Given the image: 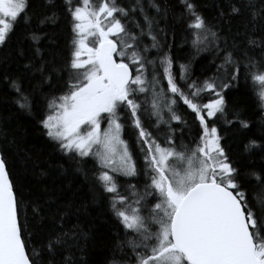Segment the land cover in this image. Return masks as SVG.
I'll use <instances>...</instances> for the list:
<instances>
[{"label":"snow or ice","instance_id":"obj_1","mask_svg":"<svg viewBox=\"0 0 264 264\" xmlns=\"http://www.w3.org/2000/svg\"><path fill=\"white\" fill-rule=\"evenodd\" d=\"M179 3L196 52L214 53L211 77L192 79L191 61L174 69L167 52L159 63L148 58L152 49L167 47V33L161 43L160 20L142 0L128 6L118 0H37L31 12L30 0H0V47L18 26V57H25L20 45L31 41L21 74H10L4 57L0 78L15 93L19 110L33 116V126L51 142L49 155L60 157L53 163L43 148L26 145L27 129L20 123L10 127L11 117H0V264H94L90 209L105 200L115 230L112 256L99 264L133 258L134 264H264V197L257 195L264 193V0H214L212 21L195 0ZM148 7L160 19L169 12L156 0ZM62 18L69 28L66 55L54 34L42 31ZM44 40L50 45L47 55L40 46ZM24 74L30 77L27 93ZM250 81L261 87L260 135L249 137L244 151L259 154V160L241 165L226 151L216 121L251 131L245 111L230 107L228 99ZM180 102L198 121L189 144L177 143L171 124H187L176 111ZM162 125L167 126L163 139ZM126 130L131 144L124 139ZM88 156L99 162V175L91 180L80 167ZM68 169L89 182L87 198L70 185L56 186ZM141 175L142 192L128 185L129 195L120 193L117 176ZM45 179L51 183L39 188L46 194L42 199L32 182Z\"/></svg>","mask_w":264,"mask_h":264},{"label":"trees","instance_id":"obj_2","mask_svg":"<svg viewBox=\"0 0 264 264\" xmlns=\"http://www.w3.org/2000/svg\"><path fill=\"white\" fill-rule=\"evenodd\" d=\"M132 2L133 0H118V3L122 6H128ZM156 2L168 6L169 12L165 19H160V16L156 14L152 8L148 7L149 0H142V3L145 4L149 14L156 15L157 19L160 20L159 28L164 30L158 36V40L161 43H165L164 35L167 33V47H164L161 52H158L156 49H152L148 54V58L155 59L157 63H159V55L163 52H167L174 58V69H178L180 64H188L189 61H191V69L193 72L192 79H196L197 77L200 79L211 77L215 71V67L214 65L209 67V65L212 64L214 53L210 51L196 52L186 28L189 21L187 20L186 15L183 19L181 18L183 9L179 0H156ZM195 2L199 5L201 13L209 21H212V18L216 15L214 0H195ZM36 4L37 0H30V12L35 10ZM233 23L235 24L237 22L234 21ZM20 31H22V27L18 26L16 34L12 36L8 45L0 47V71L3 70V58L7 57L8 72L12 75L21 74L22 64L27 62L26 57L29 55V45L31 41L25 40L24 43L20 45V47L25 49V57H18L16 48ZM42 31L54 34L56 44L61 50V54L66 55L65 49L69 39V28L67 22L62 18L56 25L45 24L42 27ZM144 43L150 45L152 41L150 38L146 37L144 39ZM40 46L44 50V54L47 55V51L50 48L47 40L42 41ZM219 63L220 60H215V64ZM23 80L25 92H30V77L27 74H24ZM164 85L166 87V81H164ZM260 89L261 87L258 83L253 85L250 81L248 86L242 84L238 90H232L228 96L229 106L231 107L233 104L238 105L245 111L247 118L252 121L250 132L237 131V128L233 125H226L220 121H216L217 127L220 129V134L224 137L222 143L225 145L226 151L229 152L234 160L239 161L241 165H246L253 159L257 161L259 160V154L250 156L244 151V145L247 143L249 137H259L260 135V120L258 116L261 112V104L259 100ZM60 94V92L55 93V95ZM14 95L15 93L9 91L2 78H0V117H11L10 127L14 128L17 123L23 125L24 128L27 129L26 145L35 144L38 148H43L44 156H47L54 163L56 160L60 159L59 155L54 153L49 155L52 152L50 147L51 142L48 141L46 136L41 135L38 129L33 126V116L19 110L18 105L13 102L12 97H14ZM43 107L44 104L42 102L39 105V109L43 110ZM176 111L178 114L182 115L187 124L181 125L179 122L173 121L171 123L172 127L176 130V133L181 132L183 129V133L185 131L183 140L189 144L190 137L195 136L198 131V121L195 120L194 114L191 113V110L187 109V106L183 105L182 102L178 104ZM228 119H233V117L229 116ZM145 123L147 125L148 121L145 120ZM185 127H189L190 129L186 131ZM129 133L130 130H126L124 139L129 140V143L131 144L132 138ZM142 166V162L138 161V167ZM256 166L259 167V163H257ZM80 167L87 171L90 180L94 175H99V172L97 171L99 164L90 156L83 158ZM142 177L143 176H139L138 178L117 176V181L124 180L128 185H137L138 182L142 180ZM32 183L34 185L33 193L39 195L43 199L46 194L40 192L39 188L43 183L51 182L45 179L43 181H33ZM55 183L58 187L70 185V190L72 192H76L79 198H87L88 196L89 182L84 180V176L81 172H77L74 169H68L56 180ZM247 187L251 189L252 185H247ZM66 194L69 193L66 191ZM249 195H252L251 191L249 192ZM257 195L264 197V193L259 192V190H257ZM107 196L108 194H105V197ZM90 211L91 217L94 218L96 229L94 232V239L89 248V258L94 262V264H99V262H102L105 257L111 258L112 256V233L115 230V217L108 210L106 200L93 205ZM85 223L87 224L88 221L85 220ZM132 236L133 233L129 231L128 237L131 238ZM121 238H124V231L122 228ZM125 252L129 257H132L130 249L125 248ZM116 258L122 259L123 253L117 252ZM127 262L134 264V258L125 260L124 264Z\"/></svg>","mask_w":264,"mask_h":264},{"label":"rangeland","instance_id":"obj_3","mask_svg":"<svg viewBox=\"0 0 264 264\" xmlns=\"http://www.w3.org/2000/svg\"><path fill=\"white\" fill-rule=\"evenodd\" d=\"M93 3H96V0H94ZM189 82H191V81H189ZM182 87H183V85H182ZM260 91H261V89H260ZM201 102L206 103L207 100L204 99V100H202ZM165 119H167V116H165ZM146 121H147V120H146ZM172 122H173V121H172ZM172 122H171V123H172ZM102 127H106V123L102 124ZM185 129H186V131H188L190 128H189V127H185ZM166 131H167V126H166V125H162V126H161V130H160V133H159L161 139H163V137H164V133H165ZM180 133H181V132L176 133L177 143H180V142L182 141L183 143L188 144V143H186V142L183 140V136L181 137ZM184 133H185V131H184ZM184 133H183V135H184ZM90 157H92V158L95 159L94 156H90ZM95 160H96V159H95ZM96 161H97V160H96ZM97 162H98V161H97ZM98 164H99V162H98ZM141 176H143V175H141ZM122 177H123V176H122ZM145 180H146V178L143 176V177H142V180H141L140 182H138V184L136 185V189H135V191H138V192H142V191H143L144 184H145ZM117 183H118V185L121 186V187L119 188L120 193H121V194H124V195H129L128 184H127L124 180H119V181H117ZM133 199H135V197H130V201H129V203H130L131 207H135V206H136V205H134V204H131V201H132ZM145 214H146V213H145ZM126 264H130V263L127 262Z\"/></svg>","mask_w":264,"mask_h":264}]
</instances>
